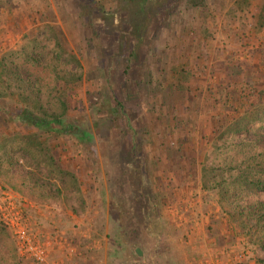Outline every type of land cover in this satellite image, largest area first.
<instances>
[{
    "label": "rangeland",
    "instance_id": "obj_1",
    "mask_svg": "<svg viewBox=\"0 0 264 264\" xmlns=\"http://www.w3.org/2000/svg\"><path fill=\"white\" fill-rule=\"evenodd\" d=\"M23 52L41 57L38 66L15 63L26 62L40 87L46 86L40 78L50 83L55 66L80 76L67 99L71 117L78 127L88 125L92 142L81 143L74 133L47 141L80 182L84 204L72 200L76 210L62 197L32 202L0 177V264H30L16 248L7 198L25 207V219L44 234L63 232L75 247L71 262L53 251L50 263L117 264L107 257L111 200L140 216L144 208L133 199L140 184L152 187L163 227L130 237L128 246L144 251L136 249L144 258L137 264H147L156 251L177 264H204L205 257L239 244L246 254L234 264L264 260L200 178L211 163L206 157L219 135L216 122L264 107V0H0V60ZM114 97L123 115L104 126L98 113L112 107ZM6 127L0 121V133L28 131ZM247 201L264 202V193Z\"/></svg>",
    "mask_w": 264,
    "mask_h": 264
},
{
    "label": "trees",
    "instance_id": "obj_2",
    "mask_svg": "<svg viewBox=\"0 0 264 264\" xmlns=\"http://www.w3.org/2000/svg\"><path fill=\"white\" fill-rule=\"evenodd\" d=\"M54 40L55 47L59 49L58 40ZM53 57L59 59L58 54ZM23 59L38 66L41 57H31L23 52L18 55L10 53L0 60V121L7 129L12 123L28 130L0 133V177L14 190L29 195L32 202L48 203L62 197L68 208L76 210L70 202L75 200L79 205L84 204L80 182L71 171L60 165L55 149L47 141L51 136L74 133L81 143L92 142L88 125L78 127L71 117L70 101L67 99L72 85L80 81V76L62 66H55L49 72L53 81L50 78L48 83L40 78L46 85L40 87L38 77L32 79L26 69V62L16 65L17 60ZM49 69L46 66L45 70ZM114 102V107H102L101 114L98 113L105 118L102 121L104 126L114 116L123 115V106L115 97ZM260 107L245 111L228 124L216 122L219 135L206 157V162L211 157V163L202 167L200 178L201 187L215 194L223 214L237 224L250 243L264 251V202L247 201L248 197L264 193V111H258ZM94 126L98 128L99 122H94ZM103 128V132L107 131ZM131 153V161L135 165L134 159L139 153L134 146ZM134 168L139 175L142 173L136 166ZM152 192L149 184H140L133 193L134 202H139L144 208L140 216L126 210L123 201L116 204L114 199L111 200V251L107 257H112V262H143L144 258L138 256L135 250L144 251L136 243L129 247L130 237L140 229L157 234L162 230ZM85 195L89 196L88 193ZM156 259L161 260L159 264H177L172 257L157 251L149 256L147 264H155ZM256 264H264V260H258Z\"/></svg>",
    "mask_w": 264,
    "mask_h": 264
},
{
    "label": "built area",
    "instance_id": "obj_3",
    "mask_svg": "<svg viewBox=\"0 0 264 264\" xmlns=\"http://www.w3.org/2000/svg\"><path fill=\"white\" fill-rule=\"evenodd\" d=\"M5 200H8L4 206L5 212H7V210H12L16 217L14 222H11L12 225H15L16 227L14 229L16 248L23 257L30 261V264H51L52 262L53 264H62L63 262L57 263V261H61L59 259H57V261L52 260L50 263V254L53 251H59L61 255H64L63 258L69 260L66 262L74 260L72 254L76 251V249L67 237H65L63 232L56 231L51 235L44 234L41 227L38 226L36 222L30 223L29 220L25 219L28 211L25 207H18L13 203V199L11 200L7 198ZM51 218L53 221L52 223L54 224L53 219H55V216ZM3 219L7 220L5 217H3ZM177 220L180 221L182 218L178 216ZM48 221L51 223L50 219H48ZM183 224L185 225L184 219L180 223V226L184 228ZM78 247H81V244ZM230 253L235 254V256L230 257ZM245 254L246 252L239 244L236 245L235 249L230 252L221 249L210 257H205L204 264H234L235 260L236 262H241V260L245 258Z\"/></svg>",
    "mask_w": 264,
    "mask_h": 264
},
{
    "label": "water",
    "instance_id": "obj_4",
    "mask_svg": "<svg viewBox=\"0 0 264 264\" xmlns=\"http://www.w3.org/2000/svg\"><path fill=\"white\" fill-rule=\"evenodd\" d=\"M136 254H137L138 256H141V252H140L139 250H136Z\"/></svg>",
    "mask_w": 264,
    "mask_h": 264
},
{
    "label": "crops",
    "instance_id": "obj_5",
    "mask_svg": "<svg viewBox=\"0 0 264 264\" xmlns=\"http://www.w3.org/2000/svg\"><path fill=\"white\" fill-rule=\"evenodd\" d=\"M257 3V2H256Z\"/></svg>",
    "mask_w": 264,
    "mask_h": 264
}]
</instances>
